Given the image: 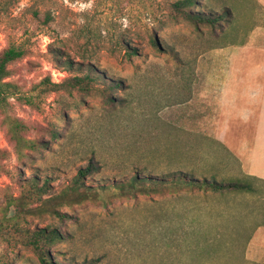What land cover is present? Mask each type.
Instances as JSON below:
<instances>
[{"label":"rangeland","instance_id":"1","mask_svg":"<svg viewBox=\"0 0 264 264\" xmlns=\"http://www.w3.org/2000/svg\"><path fill=\"white\" fill-rule=\"evenodd\" d=\"M177 1L0 0V53L27 50L7 79L17 94L0 109V264H41L29 243L42 230L59 235L47 248L57 264L214 263L189 242L184 210L203 204L193 195L98 190L135 173L179 175L228 123L224 85L207 90L217 85L205 78L251 77L264 60V0H197L194 12L220 21L198 27L177 17ZM6 117L27 127L31 148L16 144ZM76 183L97 193L75 204ZM247 254L262 260L264 228Z\"/></svg>","mask_w":264,"mask_h":264},{"label":"crops","instance_id":"2","mask_svg":"<svg viewBox=\"0 0 264 264\" xmlns=\"http://www.w3.org/2000/svg\"><path fill=\"white\" fill-rule=\"evenodd\" d=\"M205 80L206 84L217 85L207 90H219L218 85H224L221 88L224 98L219 100L223 107L220 115L226 113L228 123L217 128L221 132L215 137H204L209 142L206 149L198 151L196 159L189 160L179 176L217 182L264 181V60L254 68L251 77H210ZM202 114L211 116L212 111L206 110ZM205 120L201 122L206 124ZM230 132L235 134L227 137ZM197 136L201 138V134L197 133ZM171 188L193 195L195 200L203 203L192 199L184 210L187 213L184 219L192 228L189 242L197 245L195 250L199 252V260H211L213 264H245V260L251 264H264V255L261 261H257L247 254L256 232L264 228V191L261 193L258 188L254 192ZM228 196L241 197L242 200L236 199L230 204L217 199ZM249 196L257 201L253 203Z\"/></svg>","mask_w":264,"mask_h":264},{"label":"trees","instance_id":"3","mask_svg":"<svg viewBox=\"0 0 264 264\" xmlns=\"http://www.w3.org/2000/svg\"><path fill=\"white\" fill-rule=\"evenodd\" d=\"M198 7L197 0H178L174 4V11L176 12L177 17L184 19L190 23H194L196 27L201 24H210L215 25L219 23L217 18L212 17V15L205 16V14H199L194 12L192 9ZM49 20V16L47 17ZM220 20V19H219ZM153 43L157 44L155 38ZM131 50V49H130ZM130 50L127 52L129 56L136 54L135 51ZM27 54V50L22 47V45H16L11 43L2 53H0V109H5L7 100L10 97H14L17 94V87L11 82H8L12 75V70L10 66L20 61ZM81 79H74L76 86L82 85ZM87 86V85H86ZM7 108V106H6ZM6 112V109H5ZM6 122L9 124V132L12 135V138L16 144H28V147H32V143L26 140L23 137V133L27 130L26 126H22L15 119L6 117ZM91 171L86 169V171L81 170L79 174L84 178L86 175L90 174ZM81 180V179H80ZM260 182V185L257 183ZM257 183V184H256ZM76 183L75 189H77L78 198L74 201L75 204H80L83 200H88L90 196H95L97 191L94 193H80L78 185ZM183 186L185 188H198L203 190H213V191H238V192H254L257 188L260 189L261 193L264 191V181H258L254 179V182L250 179L237 182H217L209 180H197L187 175H178V174H169L165 176H150L146 177L145 175L136 174L131 178L130 181L124 182V184L114 186V187H102L98 190L102 192L114 194L116 196H123L126 193V196H137L138 194H147L149 191H159L163 188ZM81 196V197H80ZM83 199V200H80ZM1 228V226H0ZM33 239L29 243L33 248L34 252L37 254L41 264H57L51 255L48 253L47 248L55 242L59 235L52 231L47 234L44 230L37 231L32 236ZM247 246V245H246ZM245 264H251V262L245 260Z\"/></svg>","mask_w":264,"mask_h":264}]
</instances>
